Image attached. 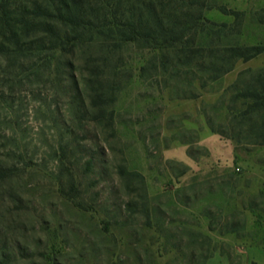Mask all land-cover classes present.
<instances>
[{"label": "trees", "instance_id": "obj_1", "mask_svg": "<svg viewBox=\"0 0 264 264\" xmlns=\"http://www.w3.org/2000/svg\"><path fill=\"white\" fill-rule=\"evenodd\" d=\"M209 9V0H0V138L6 142L0 147V264H21V244L13 238L20 254L11 255L8 234L23 231L11 218L29 212L26 193L34 189L36 163L18 148L7 146L17 138L8 134V121L1 114L4 106L15 101L16 86L40 80L37 85H48L65 99L70 122L64 130L76 144L66 141L53 152L58 161L54 196L67 208L93 217L99 196L96 181L83 186L82 180L94 171V162L92 157L81 162L78 139L89 124L106 141L116 138L115 104L133 78L135 61L138 77L147 87L167 90L174 100L196 99L232 71L237 61H248L264 51V44L240 42L243 11L223 9L231 21H215L207 17ZM200 110L208 129L235 146L264 145V66L239 71L217 100ZM173 140L186 145L187 156L195 159L192 140L183 136ZM166 162L178 166L171 167L176 177L190 169L179 161ZM116 171L128 196L127 217L139 215L145 229L155 226L165 231V222L154 220L159 211L150 205L144 176L123 161ZM257 196L264 198V191ZM180 203L188 206L184 200ZM261 204L249 208L254 215L251 226L258 231L264 222ZM232 213L234 219L236 212ZM209 219L210 231L235 234L244 243L261 242L257 231L250 236L240 233L250 228L245 217L223 224L215 223L212 216ZM170 225L187 236L191 264H205L217 250L211 237L194 224ZM54 244L50 249H55ZM45 253L40 254L45 264H56Z\"/></svg>", "mask_w": 264, "mask_h": 264}, {"label": "rangeland", "instance_id": "obj_2", "mask_svg": "<svg viewBox=\"0 0 264 264\" xmlns=\"http://www.w3.org/2000/svg\"><path fill=\"white\" fill-rule=\"evenodd\" d=\"M209 4L206 15L215 21H231L223 9L243 11L240 42L264 44V0H209ZM263 59L264 53L250 63L239 60L232 72L210 84L199 98L181 100L170 99L167 90L158 91L142 83L135 61L133 78L115 104L116 138L106 141L89 124L78 139L81 162L88 157L94 162V171L82 180L83 186L96 181L94 190L99 196L93 217L67 208L54 196L58 161L53 152L66 141L76 144L65 132L70 122L65 99L57 97L52 87L37 85L40 80L16 86L15 101L1 110L8 121V134L17 138L7 146L18 148L36 164L34 189L26 193L29 212L11 218L24 228L8 234L11 255L20 254L15 238L21 244V264H45L40 255L45 252L56 264H191L194 261L185 246L187 236L170 225L184 222L194 224L216 245L217 250L205 264H264V222L260 231L253 228L254 215L249 209L253 203L262 202L264 207V198L257 196L264 191V145L235 146L206 129L200 110L203 104L214 103L239 71L264 66ZM179 136L192 140L195 159L187 156L186 145L171 141ZM5 143L0 138V147ZM121 161L144 176L150 205L159 211L154 220L162 219L165 231L155 226L145 229L139 215L127 217L124 206L128 196L116 171ZM166 161H179L190 169L176 177L171 167L178 166ZM232 210L236 212L234 219ZM209 216L219 224L240 222L245 217L250 228L240 233L250 236L257 231L261 242L244 243L235 234L210 231ZM52 241L55 249H50Z\"/></svg>", "mask_w": 264, "mask_h": 264}, {"label": "crops", "instance_id": "obj_3", "mask_svg": "<svg viewBox=\"0 0 264 264\" xmlns=\"http://www.w3.org/2000/svg\"><path fill=\"white\" fill-rule=\"evenodd\" d=\"M263 53H264V51H263L262 53L258 54L257 56H255L254 58H256V57L260 56V55H261V54H263ZM254 58H252V59L248 60L247 62H249V61L253 60ZM263 62H264V59H263ZM249 63H250V62H249ZM248 65H249V64H248ZM232 71H233V70H232ZM232 71H230V72H232ZM230 72H229V73H230ZM229 73H227V74H229ZM227 74H226V75H227ZM232 79H233V78H232ZM206 129H208V128L206 127ZM203 132H205V128H204V130L202 131V133H203Z\"/></svg>", "mask_w": 264, "mask_h": 264}]
</instances>
